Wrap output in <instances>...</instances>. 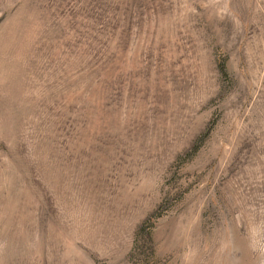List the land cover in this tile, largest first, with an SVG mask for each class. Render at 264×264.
Here are the masks:
<instances>
[{"label":"rangeland","instance_id":"374dc122","mask_svg":"<svg viewBox=\"0 0 264 264\" xmlns=\"http://www.w3.org/2000/svg\"><path fill=\"white\" fill-rule=\"evenodd\" d=\"M0 264H264V0H0Z\"/></svg>","mask_w":264,"mask_h":264}]
</instances>
